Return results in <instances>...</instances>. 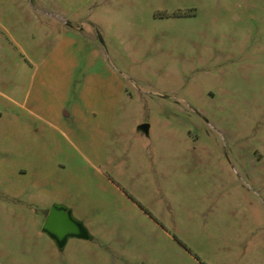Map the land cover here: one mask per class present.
Here are the masks:
<instances>
[{
  "label": "rangeland",
  "instance_id": "obj_1",
  "mask_svg": "<svg viewBox=\"0 0 264 264\" xmlns=\"http://www.w3.org/2000/svg\"><path fill=\"white\" fill-rule=\"evenodd\" d=\"M0 264H264V0H0Z\"/></svg>",
  "mask_w": 264,
  "mask_h": 264
},
{
  "label": "water",
  "instance_id": "obj_2",
  "mask_svg": "<svg viewBox=\"0 0 264 264\" xmlns=\"http://www.w3.org/2000/svg\"><path fill=\"white\" fill-rule=\"evenodd\" d=\"M149 127V124L140 126L145 132H149ZM43 231L55 241L61 250L70 238L91 239V234L83 222L75 218L73 211L62 204L52 206Z\"/></svg>",
  "mask_w": 264,
  "mask_h": 264
},
{
  "label": "crops",
  "instance_id": "obj_3",
  "mask_svg": "<svg viewBox=\"0 0 264 264\" xmlns=\"http://www.w3.org/2000/svg\"><path fill=\"white\" fill-rule=\"evenodd\" d=\"M49 212H50V211H49ZM48 215H49V213L46 215V219H47ZM45 222H46V221H45Z\"/></svg>",
  "mask_w": 264,
  "mask_h": 264
}]
</instances>
